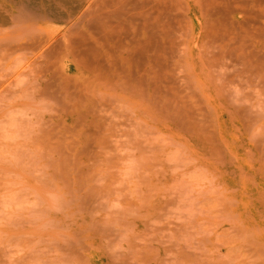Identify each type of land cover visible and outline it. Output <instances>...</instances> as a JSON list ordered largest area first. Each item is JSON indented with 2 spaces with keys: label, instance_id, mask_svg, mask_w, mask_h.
<instances>
[{
  "label": "rangeland",
  "instance_id": "374dc122",
  "mask_svg": "<svg viewBox=\"0 0 264 264\" xmlns=\"http://www.w3.org/2000/svg\"><path fill=\"white\" fill-rule=\"evenodd\" d=\"M235 1L96 54L0 32V264H264V1Z\"/></svg>",
  "mask_w": 264,
  "mask_h": 264
},
{
  "label": "bare ground",
  "instance_id": "6f19581e",
  "mask_svg": "<svg viewBox=\"0 0 264 264\" xmlns=\"http://www.w3.org/2000/svg\"><path fill=\"white\" fill-rule=\"evenodd\" d=\"M182 1H183L185 6H183L181 4L178 5L180 0H0V32L3 33L5 38L11 39V40H7L10 42H6V41H4L5 39H2L3 40V43H2L1 38H0V43L5 44L10 49L19 48V50L20 49L22 50V48H23L24 50H26L25 48L32 47L33 45L39 44V46H40V43L43 44L41 41V38L44 35H42L41 32H44L45 33L44 45H47V50H49V52L51 49L55 48V45L60 44V41H59L60 39H63L62 40L63 41V45H62L63 49L62 50H64L65 52H70V51L72 52V50H75V49L77 51V48H79V50H80L79 43H81V41L83 39L84 40L92 39L94 41L93 46H94V43H96V44H98V46L100 45L99 48H101L103 50V52H107L108 51L107 43H109V41L112 40L113 34L114 35L116 33L118 34L119 28H121V30H123L122 26L124 27V25H126V23L128 21H129L128 23H131L132 26H134L133 30H135L136 32H138L137 30H139L140 28L143 27V25H145L144 22L142 24L140 23L139 14L141 13V10L147 9V7L149 8L148 10H154L153 8L156 7L161 15H165V13L171 14L172 10L175 9V8H173V6L179 7L181 5L183 7L181 8V6H180V8L182 11H184L185 15L187 14V16H190V15H193L198 10H201V9L203 10L204 7H207V5H211V4L216 3L218 0H182ZM182 1H181V3H182ZM222 1H226V3H228L230 1H235V0H222ZM247 1H245V3ZM261 4H263V3L261 2ZM128 6H130V7L128 8ZM262 7H264V5ZM176 10H177V7L174 11H176ZM256 10H257V12H259L261 9L259 11H258V9H256ZM252 11H254V10H252ZM180 12L181 11H179V12L177 11V13H175L176 14L175 16H177L178 13L180 14ZM148 13H150V12L148 11ZM128 14H130V15L128 16ZM263 15H264V13H263V9H262V16ZM180 16H181V14H180ZM184 17H181V19L183 18V20H184ZM173 18H174V20L176 19V17H173ZM181 19H179V21ZM251 19H252V17H251ZM58 21H62L63 24H65V29H64L65 31L61 32L60 35L51 36L52 35L51 31L54 29V28H52L53 25L51 26V24L54 22H58ZM250 22H252V21H250ZM250 22H249V24H250ZM253 22H254V20H253ZM128 25H130V24H128ZM179 25L183 26V22ZM162 26L164 29V31L161 29L162 32L163 33L167 32L168 30L166 28V25L163 24ZM181 28L184 29L183 27H181ZM128 29H129V27H128ZM128 29H126V30L128 31ZM261 30H263V29H261ZM34 31L35 32L38 31L40 34L39 33L35 34ZM72 31H78V35H80L83 39L80 38V40H81L80 42L74 41L73 39H70L68 34L71 33ZM257 31L260 32L259 30H257ZM136 32H134L135 35H136ZM72 33H74V32H72ZM99 34H101V35L103 34V37L101 36V38H97V36ZM263 34H264V32H263ZM54 37H56L55 40L53 39ZM74 38H75V36H74ZM114 38H115V36H114ZM51 39H53L54 42L53 41L51 42ZM55 43H57V44H55ZM83 43H84V41H83ZM88 43H89V46L92 48V45L90 44V42H87V44ZM2 44H0V45H2ZM98 46H96V47H98ZM56 47H58V46H56ZM96 47L92 48V49L90 48V50H91L90 52H92L93 49H94V51L98 50ZM83 48L85 50V48H88V47L85 46ZM57 49L58 48H56L54 50H57ZM14 50L15 49H13V52H15ZM24 50H22V51H24ZM42 50H43V48H42ZM4 51H6L5 54L7 52H8L7 54H9V52H10L8 50H4ZM94 51H93V53H94ZM0 53L2 54L1 51H0ZM51 53H52V51H51ZM94 54H96V53H94ZM102 55L103 54H101V56ZM78 56H79V54H78ZM83 56L84 55H82L81 57L79 56L81 58L79 61H81L82 64H84L83 58H82ZM98 56H100V55H98ZM50 58L52 59L53 56ZM56 58H58V57H56ZM92 58H94V56H92ZM54 60L57 62L56 59H54ZM88 60L91 61V59H88ZM55 61H53V64ZM86 62H88V61H86ZM91 63L96 64V63H93V61ZM94 68H96V67L94 66ZM65 78L67 79L68 76H66ZM67 82H69V81L67 80Z\"/></svg>",
  "mask_w": 264,
  "mask_h": 264
}]
</instances>
